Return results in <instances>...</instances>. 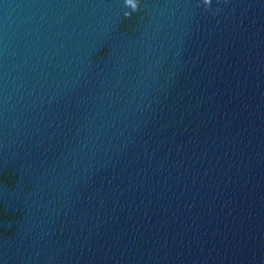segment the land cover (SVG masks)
Returning a JSON list of instances; mask_svg holds the SVG:
<instances>
[{
    "label": "water",
    "instance_id": "95a60500",
    "mask_svg": "<svg viewBox=\"0 0 264 264\" xmlns=\"http://www.w3.org/2000/svg\"><path fill=\"white\" fill-rule=\"evenodd\" d=\"M0 264H264V0H0Z\"/></svg>",
    "mask_w": 264,
    "mask_h": 264
}]
</instances>
